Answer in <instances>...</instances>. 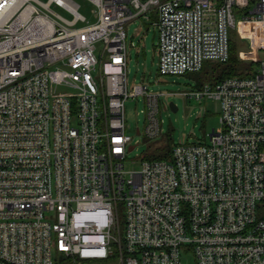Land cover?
<instances>
[{
    "label": "built area",
    "instance_id": "1",
    "mask_svg": "<svg viewBox=\"0 0 264 264\" xmlns=\"http://www.w3.org/2000/svg\"><path fill=\"white\" fill-rule=\"evenodd\" d=\"M86 1L92 22L78 0H0V264H264L260 31L254 70L182 92L219 103L206 142L127 169L124 119L143 95L160 132L162 93L128 89L127 22L153 12L158 72H197L237 20L264 28V0Z\"/></svg>",
    "mask_w": 264,
    "mask_h": 264
},
{
    "label": "rangeland",
    "instance_id": "2",
    "mask_svg": "<svg viewBox=\"0 0 264 264\" xmlns=\"http://www.w3.org/2000/svg\"><path fill=\"white\" fill-rule=\"evenodd\" d=\"M80 12L92 22L95 20L91 12V5L86 0H78ZM150 13L149 19L135 17L126 23L127 50V82L128 89L132 84L142 83L149 91L161 92L158 99L157 116L160 132L154 138L143 134L145 126L146 102L143 95L128 97L124 100V119L126 131L132 137L131 148L127 150L125 167L138 168L141 156L152 146L168 144L170 146L180 142H206L212 130L219 127V103L216 100L202 98L196 100L182 95L184 91L194 90L196 83L209 82L210 70L216 62L205 61L202 70L186 72L184 74H160L157 69V54L154 44L157 41L155 27ZM83 24L80 22L78 25ZM260 31L264 39V28L253 23L237 20L235 28L230 29V42L235 48L238 75H244L255 69L256 59L263 51L253 50L250 39ZM224 63L220 64L223 66ZM172 102L174 110L169 106ZM122 218L123 208L119 206ZM53 214V212L51 213ZM61 253L53 249V258L60 260ZM60 262V261H59ZM183 262L192 263L190 253L184 255Z\"/></svg>",
    "mask_w": 264,
    "mask_h": 264
},
{
    "label": "trees",
    "instance_id": "3",
    "mask_svg": "<svg viewBox=\"0 0 264 264\" xmlns=\"http://www.w3.org/2000/svg\"><path fill=\"white\" fill-rule=\"evenodd\" d=\"M236 61L237 58H236L235 48L230 42L228 59L225 62H216V66L210 70L209 82H215L217 80H220L228 76L238 75L239 72H238V67L236 66L237 65ZM222 63H224V65L220 66V64ZM204 64L205 63H203V65ZM203 65L200 70H202ZM201 84H202L201 82L196 83V87H199ZM171 147L172 146L168 144H164L161 146H152L149 148L148 151H146V153L143 156H141L140 160L152 159V158H169ZM59 261H55V264H69L67 260L63 258L61 259V256Z\"/></svg>",
    "mask_w": 264,
    "mask_h": 264
},
{
    "label": "water",
    "instance_id": "4",
    "mask_svg": "<svg viewBox=\"0 0 264 264\" xmlns=\"http://www.w3.org/2000/svg\"><path fill=\"white\" fill-rule=\"evenodd\" d=\"M169 106H170L171 109H173V110L176 108L172 102H169Z\"/></svg>",
    "mask_w": 264,
    "mask_h": 264
},
{
    "label": "crops",
    "instance_id": "5",
    "mask_svg": "<svg viewBox=\"0 0 264 264\" xmlns=\"http://www.w3.org/2000/svg\"><path fill=\"white\" fill-rule=\"evenodd\" d=\"M152 15H154V13H153ZM154 17H155V15H154ZM154 29H155V28H154ZM155 32H156V30H155ZM154 49H155L156 54H157L156 42H155V44H154Z\"/></svg>",
    "mask_w": 264,
    "mask_h": 264
}]
</instances>
